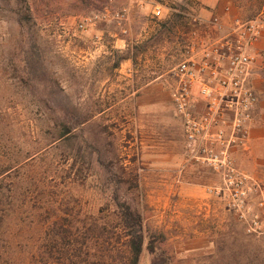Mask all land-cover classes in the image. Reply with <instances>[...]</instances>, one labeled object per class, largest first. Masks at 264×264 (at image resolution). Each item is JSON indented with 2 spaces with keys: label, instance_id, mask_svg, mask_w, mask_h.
Segmentation results:
<instances>
[{
  "label": "rangeland",
  "instance_id": "rangeland-1",
  "mask_svg": "<svg viewBox=\"0 0 264 264\" xmlns=\"http://www.w3.org/2000/svg\"><path fill=\"white\" fill-rule=\"evenodd\" d=\"M158 1L160 19L129 0H0V264L36 262L53 228L65 244L116 241L121 206L155 233L138 264H264V146L234 153L244 199L205 166L176 180L151 166L182 142L166 115L179 118L170 71L186 16L249 20L264 0Z\"/></svg>",
  "mask_w": 264,
  "mask_h": 264
},
{
  "label": "built area",
  "instance_id": "built-area-1",
  "mask_svg": "<svg viewBox=\"0 0 264 264\" xmlns=\"http://www.w3.org/2000/svg\"><path fill=\"white\" fill-rule=\"evenodd\" d=\"M129 2L155 19L165 12L158 0ZM126 15L123 9L116 18ZM185 20L187 32L178 45L181 59L170 71L171 99L183 127L184 161L209 168L223 182L219 190L223 195L244 199L250 189L246 176L235 167L234 153L247 146L255 121L258 97L251 70L263 20L225 22L216 15L198 14H188ZM79 27L83 29V24ZM256 218L247 228L249 233H259Z\"/></svg>",
  "mask_w": 264,
  "mask_h": 264
},
{
  "label": "trees",
  "instance_id": "trees-1",
  "mask_svg": "<svg viewBox=\"0 0 264 264\" xmlns=\"http://www.w3.org/2000/svg\"><path fill=\"white\" fill-rule=\"evenodd\" d=\"M21 17L26 22L30 21L28 8L21 13ZM89 118H83V123ZM69 132L70 128H63L60 137ZM121 207L123 209L119 212V220L123 225L117 228V233L115 232L118 235L116 241L100 240L99 243V240L89 237L82 242L72 239L65 244V233L53 228L47 243L37 254L38 260L33 264H138L144 250L154 255L155 233L145 228L139 213L128 206Z\"/></svg>",
  "mask_w": 264,
  "mask_h": 264
},
{
  "label": "crops",
  "instance_id": "crops-1",
  "mask_svg": "<svg viewBox=\"0 0 264 264\" xmlns=\"http://www.w3.org/2000/svg\"><path fill=\"white\" fill-rule=\"evenodd\" d=\"M263 30L261 38L258 41L253 53L256 56L255 62L251 70V85L258 97L256 107L255 121L250 128L248 144L251 149L264 146V15ZM158 117L165 115V110H156ZM170 120L175 132L181 135V145L170 140L167 141V152L163 153L158 150L156 155L152 157L151 166L152 173L156 175L158 180H176L180 179L188 173V169H192L194 165L186 164L184 161V146H183V127L180 118H177L174 112H169ZM161 122V121H160ZM176 134V133H175ZM159 149V146H158ZM171 150V151H169ZM191 165V166H190ZM189 166V168H187ZM187 168V171H185Z\"/></svg>",
  "mask_w": 264,
  "mask_h": 264
}]
</instances>
